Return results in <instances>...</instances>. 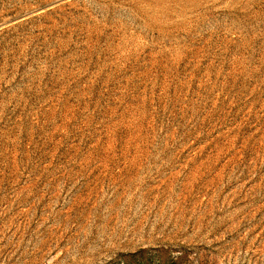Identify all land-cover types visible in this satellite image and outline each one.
Wrapping results in <instances>:
<instances>
[{"label":"rangeland","instance_id":"1","mask_svg":"<svg viewBox=\"0 0 264 264\" xmlns=\"http://www.w3.org/2000/svg\"><path fill=\"white\" fill-rule=\"evenodd\" d=\"M0 264H264V0H0Z\"/></svg>","mask_w":264,"mask_h":264}]
</instances>
